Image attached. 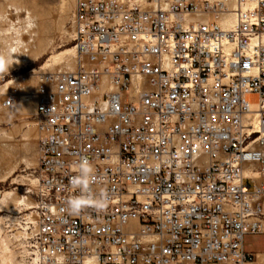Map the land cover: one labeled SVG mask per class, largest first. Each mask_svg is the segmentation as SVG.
<instances>
[{
	"label": "built area",
	"instance_id": "1",
	"mask_svg": "<svg viewBox=\"0 0 264 264\" xmlns=\"http://www.w3.org/2000/svg\"><path fill=\"white\" fill-rule=\"evenodd\" d=\"M73 24L79 68L32 93L27 263L264 264V0H77ZM81 158L107 205L77 214Z\"/></svg>",
	"mask_w": 264,
	"mask_h": 264
},
{
	"label": "rangeland",
	"instance_id": "2",
	"mask_svg": "<svg viewBox=\"0 0 264 264\" xmlns=\"http://www.w3.org/2000/svg\"><path fill=\"white\" fill-rule=\"evenodd\" d=\"M34 1L41 9L49 11L51 16L57 17L64 11H67V14H65V17L61 20L63 31L61 30L62 32L59 31L57 33L54 43L42 58L34 62H24L16 69L12 68L9 69L8 73L0 74V199L5 192H13L24 194L25 197L27 196L30 200L35 202L37 199L36 184L38 180V127L36 117L34 114L31 118H23L18 115L21 102L18 101L15 105L6 107L4 106V100L12 91H19V94H22L21 92L23 91L18 90L15 86L23 80V77L37 76L40 72L59 70L57 69V64L48 60L52 55L65 50L67 47L75 45V41L72 38V25L76 0L74 2L70 0ZM27 2L28 0H21L20 2L18 0H0V15L8 12L10 16L16 20L15 4H25ZM7 23V18L5 16H0V29L4 28ZM66 30L69 31L66 32ZM47 62L50 65L47 66L46 69H41ZM12 80H15V83L10 87L4 88L5 85ZM11 115L13 117L10 118ZM30 129L34 130L35 135L26 134ZM3 151L9 152V154L6 153L4 160H2ZM20 207L22 213L18 214V216L28 213L29 210H25V204H22ZM0 215L3 217L4 222V231L2 235L5 236L9 234L10 236L14 233V230H12L13 227L10 228L8 224H13L14 222L8 221L7 216H12L13 214L8 212V210H4L0 212ZM10 239L11 246L16 252L17 264H24L21 260L20 249L16 245L17 243L14 241L13 235H11ZM259 243L264 244V235L259 239ZM2 262L0 250V264H3Z\"/></svg>",
	"mask_w": 264,
	"mask_h": 264
},
{
	"label": "bare ground",
	"instance_id": "3",
	"mask_svg": "<svg viewBox=\"0 0 264 264\" xmlns=\"http://www.w3.org/2000/svg\"><path fill=\"white\" fill-rule=\"evenodd\" d=\"M19 2L21 0H18ZM74 2L75 0H70ZM77 1V0H76ZM16 10V20H14L10 14L5 12L3 15L8 20L7 25L4 28H1V36H0V52H3L7 55L14 56L15 59L19 61V63H15L12 65L10 69H16L24 62H34L39 58H42L48 51V49L52 46L57 36V33L63 31L61 27V20L67 14V11L62 12L59 16H51L49 11H45L41 9L38 4L34 0H28L27 3L15 4ZM76 5V4H75ZM75 9V7H74ZM52 13V12H51ZM73 20H74V12H73ZM231 20L228 21V23ZM62 30V31H61ZM69 30H66V32ZM74 36V24L72 25V38ZM253 44L264 45V35L254 38L252 41ZM48 61H52L57 64V69L53 71H45V72H54V71H74L79 68V54L76 46L67 47L65 50L54 54L50 57ZM88 63L87 61H85ZM50 64L47 62L41 69H46ZM53 69V68H52ZM45 72L38 73L37 76L23 77V80L17 83V89L21 90L23 93H27V97L19 99L21 102L19 105L18 115L23 118H31L34 114H36V100L33 96V92L39 87L41 82V74ZM15 83V80L8 82L4 88L10 87ZM39 83V84H38ZM38 84V86H37ZM107 85V83H106ZM17 101V102H18ZM16 102V103H17ZM15 103V104H16ZM14 104V105H15ZM5 106V105H4ZM7 107V106H6ZM11 107V106H10ZM3 115V114H2ZM13 117L12 115L10 118ZM29 121V120H28ZM37 122V121H36ZM38 127V126H37ZM27 135H35L33 129L28 130ZM39 135V131H38ZM38 142V139H37ZM6 153L9 152L3 151L2 160L5 159ZM1 162V161H0ZM248 175H252L258 179V182L261 181V177L258 173H250L247 171ZM39 178L37 180L38 185ZM22 204L26 205V211L28 214L30 211L33 212V208L35 207V202L30 200L29 197H25L24 194L13 193V192H5L3 197L0 199V212L4 210H8V212L12 213V216H7L8 221H12L13 224L10 225V228L13 227L14 230L13 235L14 241H16V245L19 247V252L21 256L22 262L24 264L27 263V255L28 250L26 248V243L24 241L25 232H23L19 226L20 219L23 215L18 216V214L22 213L20 211V206ZM5 207V208H3ZM12 219H10V218ZM263 218V217H262ZM261 218V229L264 232V218ZM17 222V223H16ZM16 225V226H13ZM4 231V222L3 217L0 215V250L2 255V263L4 264H17L16 252L11 246V235L6 234L2 235ZM15 244V243H14Z\"/></svg>",
	"mask_w": 264,
	"mask_h": 264
},
{
	"label": "clouds",
	"instance_id": "4",
	"mask_svg": "<svg viewBox=\"0 0 264 264\" xmlns=\"http://www.w3.org/2000/svg\"><path fill=\"white\" fill-rule=\"evenodd\" d=\"M19 63L14 56L0 52V74L8 73L13 64ZM76 175L70 179V184L74 189H78L79 196H74L66 201L67 210L72 213L79 211L86 206L87 201L93 200L97 208L103 209L107 205V200L103 194L99 197H93L90 192V185L95 181L92 165L87 158H81L73 169Z\"/></svg>",
	"mask_w": 264,
	"mask_h": 264
},
{
	"label": "crops",
	"instance_id": "5",
	"mask_svg": "<svg viewBox=\"0 0 264 264\" xmlns=\"http://www.w3.org/2000/svg\"><path fill=\"white\" fill-rule=\"evenodd\" d=\"M264 235L262 234H254L247 235L245 238V249L247 251L258 254L257 260L259 262L264 263V244L259 243V239Z\"/></svg>",
	"mask_w": 264,
	"mask_h": 264
}]
</instances>
